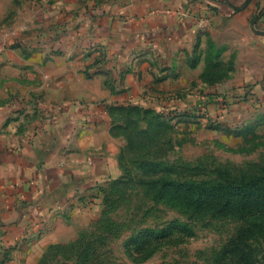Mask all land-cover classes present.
I'll return each instance as SVG.
<instances>
[{"label": "crops", "instance_id": "crops-1", "mask_svg": "<svg viewBox=\"0 0 264 264\" xmlns=\"http://www.w3.org/2000/svg\"><path fill=\"white\" fill-rule=\"evenodd\" d=\"M246 1L0 0V259L40 255L38 229L111 174L105 157L86 160L113 140L102 101L171 98L201 74L210 46L261 45L259 35L218 40L253 34ZM24 10L27 52L11 44ZM163 68L169 76L155 83Z\"/></svg>", "mask_w": 264, "mask_h": 264}, {"label": "rangeland", "instance_id": "rangeland-1", "mask_svg": "<svg viewBox=\"0 0 264 264\" xmlns=\"http://www.w3.org/2000/svg\"><path fill=\"white\" fill-rule=\"evenodd\" d=\"M252 6L253 34L238 28L218 40L259 35L260 46L221 49L222 59L206 58L201 74L171 98L147 94L126 102L142 106L130 114L107 111L113 140L86 160L105 157L111 174L85 184L77 203L38 229L40 255L17 264H242L226 252L234 240L252 254L247 264H264V205L251 212L241 196L249 175L264 176V0ZM24 12L11 44L27 52L32 28ZM175 108L195 115L159 112ZM203 181L230 188L223 203L191 201L190 184Z\"/></svg>", "mask_w": 264, "mask_h": 264}, {"label": "trees", "instance_id": "trees-1", "mask_svg": "<svg viewBox=\"0 0 264 264\" xmlns=\"http://www.w3.org/2000/svg\"><path fill=\"white\" fill-rule=\"evenodd\" d=\"M248 2L249 0H247L243 5L246 6ZM236 10H239V8H237ZM209 50L210 51H208V55L211 57L209 58V62H210V59L214 60L215 62V59L220 58V55L222 52L221 49L214 50V47H213V51H212L211 46H210ZM195 66H196L195 63H193L192 67H195ZM166 69L167 68L162 69V72L160 73V75H158L155 78V83L162 81L163 79L169 76V74L164 73ZM85 72H86V75L89 77L92 75V73L88 70V68L85 70ZM170 75H172L173 77H178L179 72L172 70V73ZM202 76L205 77V75H202ZM101 105L107 111L122 110L128 114L132 113L133 111L137 109L139 110L142 108V106L139 104L137 105V104H130V103L128 104L127 103L126 104L107 103L106 101H102L101 104H99V106ZM159 112L168 113L169 116L171 117L172 116L177 117L180 115H186V116L195 115L194 112L190 110L180 111L177 108H175L174 110H170L169 112L165 110H162ZM190 185L186 187L188 188L190 186L189 189L193 194L191 197V201H193V203H195L198 206L215 205V204L220 205L221 203H223L224 198L228 197L227 190L230 189V188L225 187L224 184L220 181L213 182V183L203 181L201 182V184L191 183ZM239 186H240V182L236 183L235 186L233 187H239ZM168 188H172L173 191H177V184L170 183ZM242 189H243V195L241 194V196L242 198H244L243 203L245 204V206L247 204L251 212L252 211L257 212L258 210L262 211V207L264 205V194H263L264 176H261L260 174H253V175L251 174V176L249 175L248 182ZM230 197H231V194L229 196V202L231 203ZM225 248H226L227 253L232 254V255H237L239 259L241 260L242 264H247L250 259V256L252 255L249 252H247V250H245L243 247L240 248L236 240H234L233 246H232V243H229L228 245L225 246Z\"/></svg>", "mask_w": 264, "mask_h": 264}]
</instances>
